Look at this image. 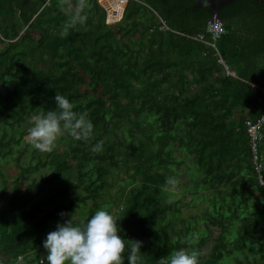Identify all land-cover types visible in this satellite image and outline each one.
<instances>
[{"label":"trees","instance_id":"16d2710c","mask_svg":"<svg viewBox=\"0 0 264 264\" xmlns=\"http://www.w3.org/2000/svg\"><path fill=\"white\" fill-rule=\"evenodd\" d=\"M99 1L71 24L66 9L77 0H0V260L46 264L43 242L58 223L123 204L120 234L142 242V264L178 248L219 264L231 247L233 264H264V186L247 124L264 120V0L221 10L215 46L211 14L193 12L194 0H130L115 25ZM57 92L88 114L94 135H61L33 163L38 149L23 138L34 114L59 111ZM260 135L264 174V123ZM120 158L132 184L101 201ZM37 167L47 171L29 177ZM174 187L181 197L167 201ZM196 198L206 205L184 229L161 221Z\"/></svg>","mask_w":264,"mask_h":264},{"label":"clouds","instance_id":"9594fccd","mask_svg":"<svg viewBox=\"0 0 264 264\" xmlns=\"http://www.w3.org/2000/svg\"><path fill=\"white\" fill-rule=\"evenodd\" d=\"M87 0H77L66 9L70 13L68 22L82 23L87 19ZM63 34V33H62ZM57 110L40 112L31 117L28 138L41 151H50L57 138L70 135L75 140L88 141L94 135V122L86 112L74 110L71 100L57 92ZM103 140L92 145L93 151H100ZM175 177L167 178V185L176 183ZM63 216L64 213H61ZM118 219L106 207H98L85 222L73 218L57 224L47 234L43 245L47 250L46 264H142V242L128 240L120 234ZM200 253L195 248L174 249L159 259V264H199Z\"/></svg>","mask_w":264,"mask_h":264},{"label":"rangeland","instance_id":"374dc122","mask_svg":"<svg viewBox=\"0 0 264 264\" xmlns=\"http://www.w3.org/2000/svg\"><path fill=\"white\" fill-rule=\"evenodd\" d=\"M1 47V46H0ZM82 101H85V99H83ZM24 141L27 143L28 142V149H32L33 148V145L30 141V139L28 138V135H25L24 136ZM56 145L54 144L53 148L55 147ZM48 151H41V150H38L36 151V155H35V158H34V162L33 163H36L37 160H38V155L40 157H44L46 154H47ZM11 158V157H10ZM129 159H125V158H120V163H121V166L118 167L117 169H114L111 171L110 173V176L108 177V180L111 181L112 183V186L111 188H109L105 195H104V199H102L101 201H110V198L112 196L116 197V196H121L123 195L124 191L126 190V188H128L130 186V184H132V182L128 179V176L126 175L125 173V169L123 168V165L125 162H127ZM5 159L3 160V158H0V169L4 170L6 165H5ZM5 166V167H4ZM10 171L9 173L11 174H14L17 172V169L14 168L13 166H10ZM47 171V168L46 167H37L35 168V170H33V173L29 176V177H37L43 173H45ZM165 199L167 201H170V200H177V199H180L181 195H180V192L178 190V187H174L172 191H168L167 193H165L164 195ZM256 208L257 207H261V204H260V201L258 200L256 203ZM121 206H114L112 208V214L114 216L117 215V212L116 211H120L121 208L123 207V204H120ZM206 205V202H201L200 198H196L194 200H191L190 201V204L185 206L183 211H182V214L179 216V217H170V218H166V219H162L161 221L163 223H166L168 221H170L171 223V227L178 231V230H182L184 229V227L186 226V222H185V219L188 218V216L190 214H193V213H200L204 207ZM252 205L254 204H251V207ZM92 212L94 213L95 212V208L91 209ZM75 220L77 221H80L82 220L83 218L81 217V215L79 214H76L75 216ZM89 217L87 218H84L83 222H85ZM211 244V242H209V245ZM209 245L207 247H205V252L207 253L208 252V248H209ZM234 253H236L235 249L233 247L229 248V253L225 255V257L220 261L219 264H233V256H234ZM47 255V250L45 249L44 250V256ZM35 261V259H31L28 264H32L33 262Z\"/></svg>","mask_w":264,"mask_h":264},{"label":"built area","instance_id":"2783aa9c","mask_svg":"<svg viewBox=\"0 0 264 264\" xmlns=\"http://www.w3.org/2000/svg\"><path fill=\"white\" fill-rule=\"evenodd\" d=\"M130 0H100V5L105 9L106 11V22L108 25H115L119 23L125 13V9L128 5ZM207 33L211 34L213 42L211 43L212 46H215V42L221 38L225 34V28L223 26V23L220 19H217L216 17H212L211 20L207 23L206 28ZM203 35H199L197 38L193 37L195 39H203ZM221 64L225 65L223 60L220 59ZM226 69H228L227 66H225ZM230 74V73H229ZM264 123V120L258 121L256 124H251L248 122V133L250 136V144H251V151L254 155V165L255 170L258 173V178L262 186H264V174L262 173V164L260 162L258 147L260 144V141L262 139V135H257L256 132L260 133L261 125ZM0 264H7L4 261L0 260Z\"/></svg>","mask_w":264,"mask_h":264},{"label":"water","instance_id":"95a60500","mask_svg":"<svg viewBox=\"0 0 264 264\" xmlns=\"http://www.w3.org/2000/svg\"><path fill=\"white\" fill-rule=\"evenodd\" d=\"M194 1L195 4L192 7L193 12H197L202 8H206L210 12L211 17H216L217 19H220L221 10L241 0H194Z\"/></svg>","mask_w":264,"mask_h":264},{"label":"bare ground","instance_id":"6f19581e","mask_svg":"<svg viewBox=\"0 0 264 264\" xmlns=\"http://www.w3.org/2000/svg\"><path fill=\"white\" fill-rule=\"evenodd\" d=\"M251 123V122H250ZM248 124V123H247ZM249 129V128H248ZM257 133V135H259L260 136V133H258V132H256ZM263 173V172H262ZM259 179V178H258ZM261 184V183H260ZM21 259V258H20Z\"/></svg>","mask_w":264,"mask_h":264}]
</instances>
